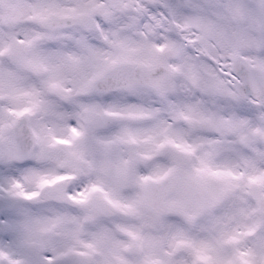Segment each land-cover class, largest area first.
Segmentation results:
<instances>
[{"label":"snow or ice","instance_id":"snow-or-ice-1","mask_svg":"<svg viewBox=\"0 0 264 264\" xmlns=\"http://www.w3.org/2000/svg\"><path fill=\"white\" fill-rule=\"evenodd\" d=\"M0 264H264V0H0Z\"/></svg>","mask_w":264,"mask_h":264}]
</instances>
